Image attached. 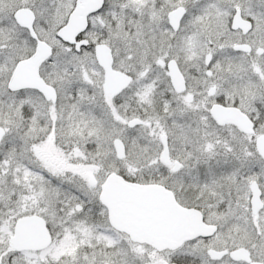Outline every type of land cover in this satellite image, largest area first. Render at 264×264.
Here are the masks:
<instances>
[{"label":"snow or ice","instance_id":"1","mask_svg":"<svg viewBox=\"0 0 264 264\" xmlns=\"http://www.w3.org/2000/svg\"><path fill=\"white\" fill-rule=\"evenodd\" d=\"M0 264H264V0H0Z\"/></svg>","mask_w":264,"mask_h":264}]
</instances>
